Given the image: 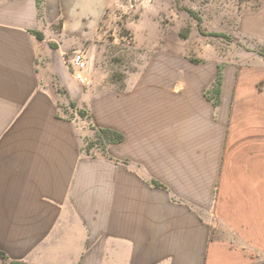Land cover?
Returning <instances> with one entry per match:
<instances>
[{
  "label": "crops",
  "instance_id": "obj_1",
  "mask_svg": "<svg viewBox=\"0 0 264 264\" xmlns=\"http://www.w3.org/2000/svg\"><path fill=\"white\" fill-rule=\"evenodd\" d=\"M102 1L43 0L41 16L39 0H0L7 261L264 264V126L255 110L225 99L224 83L215 106L206 95L213 84L130 78L124 90L85 94L57 72L71 99L88 106L87 120L66 116L49 62L67 53L63 40H94ZM100 128L123 143L88 152Z\"/></svg>",
  "mask_w": 264,
  "mask_h": 264
},
{
  "label": "rangeland",
  "instance_id": "obj_2",
  "mask_svg": "<svg viewBox=\"0 0 264 264\" xmlns=\"http://www.w3.org/2000/svg\"><path fill=\"white\" fill-rule=\"evenodd\" d=\"M62 28L60 17L51 29L59 34ZM99 30L94 40H63L67 53L61 61L49 62L53 89L69 118L83 110L87 120L88 106L81 108L71 99L61 72L88 94L95 89L124 90L130 78H161L208 88L223 67L225 99L239 103L240 111L255 110L264 126V0H103ZM53 33L47 31L48 37L52 39ZM50 45L53 52L59 48ZM77 51L89 61L93 78L89 88L73 76L72 57ZM207 92L214 97L213 87ZM0 264L10 263L0 258Z\"/></svg>",
  "mask_w": 264,
  "mask_h": 264
},
{
  "label": "trees",
  "instance_id": "obj_3",
  "mask_svg": "<svg viewBox=\"0 0 264 264\" xmlns=\"http://www.w3.org/2000/svg\"><path fill=\"white\" fill-rule=\"evenodd\" d=\"M43 0H39V5H40V15L42 16V11H43V6H42ZM39 40H44V34L41 32H36L33 31L32 32ZM264 57V55H263ZM223 73H224V68L220 67L219 69V73H217L216 76V80L213 83V93H214V97L209 96L208 94L210 92H207V98L209 100L214 101L215 106H219L220 105V101H221V92H222V87H223ZM72 109H76L77 108V104L76 103H72ZM77 113L79 114L80 117H82L83 119L86 118V113L83 112V110H78ZM118 143H123V135H121V133L115 131V130H111V129H98V137L97 140L95 141H91V142H87V146L86 149L89 152L90 149L92 147H99L101 149H103L104 147H106L107 145L110 144H118ZM0 258L2 259H7L6 255L3 253V251L0 249ZM12 264H22L20 262H13Z\"/></svg>",
  "mask_w": 264,
  "mask_h": 264
},
{
  "label": "built area",
  "instance_id": "obj_4",
  "mask_svg": "<svg viewBox=\"0 0 264 264\" xmlns=\"http://www.w3.org/2000/svg\"><path fill=\"white\" fill-rule=\"evenodd\" d=\"M73 65V76L75 80L84 86V88H89L93 85V78L88 73L89 61L85 53L77 51L72 57Z\"/></svg>",
  "mask_w": 264,
  "mask_h": 264
}]
</instances>
